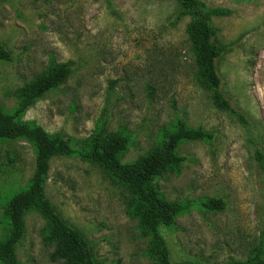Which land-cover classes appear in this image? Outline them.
<instances>
[{"label": "rangeland", "instance_id": "obj_1", "mask_svg": "<svg viewBox=\"0 0 264 264\" xmlns=\"http://www.w3.org/2000/svg\"><path fill=\"white\" fill-rule=\"evenodd\" d=\"M199 1L226 11L211 17L223 50L216 70L225 97L252 125V142L195 82L190 16H179L177 0H0V43L12 56L0 62V108L12 112L17 89L64 64L65 82L21 121L77 141L122 130L130 137L123 164L154 149L176 120L211 133L210 141L181 143L179 170L153 187L169 201L220 198L225 208L194 206L161 234L173 264H234L264 252V171L254 160V147L264 150V0ZM34 164L28 141L0 143V241L8 233L4 207L29 185ZM44 193L87 239L97 264H150L128 192L106 170L77 153L55 156ZM44 229L37 213H27L20 264H64L51 259Z\"/></svg>", "mask_w": 264, "mask_h": 264}, {"label": "trees", "instance_id": "obj_2", "mask_svg": "<svg viewBox=\"0 0 264 264\" xmlns=\"http://www.w3.org/2000/svg\"><path fill=\"white\" fill-rule=\"evenodd\" d=\"M177 1L179 16H190L185 32L194 56L195 82L212 93V100L218 109L246 128L252 142V125L225 97L216 70V61L223 50L211 17L225 15L226 11L209 9L199 0ZM11 60V52L0 43V62ZM68 74L64 64H55L15 91L17 104L12 112L0 108V143L26 140L32 145L35 155L29 185L15 193L4 207L8 233L0 241V264H20L16 258V247L25 236V216L29 212L37 213L45 222L43 239L53 246L52 260L64 264H97L87 239L56 212L44 193L50 159L74 153L100 166L123 184L128 192V213L137 220L141 236L148 239L144 255L150 264H173L161 229L171 226L175 218L189 212L194 206L207 212H217L224 210L226 204L220 198L186 203L169 201L153 187V181L164 173L179 170L184 159L176 153V149L181 143L210 141L213 135L201 128H189L183 121L176 120L171 131L163 135L154 149L132 163L123 164L120 159L130 146V137L122 130H103L77 141L61 134H49L35 123L21 121L29 108L46 93L61 86ZM254 160L264 171L262 147H254ZM234 264H264V252L259 250L245 262Z\"/></svg>", "mask_w": 264, "mask_h": 264}]
</instances>
